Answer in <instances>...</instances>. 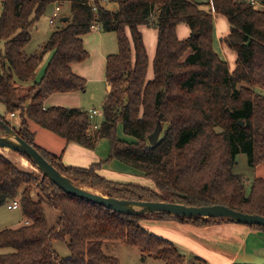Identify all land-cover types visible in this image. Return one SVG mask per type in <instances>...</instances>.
Wrapping results in <instances>:
<instances>
[{
	"label": "trees",
	"instance_id": "16d2710c",
	"mask_svg": "<svg viewBox=\"0 0 264 264\" xmlns=\"http://www.w3.org/2000/svg\"><path fill=\"white\" fill-rule=\"evenodd\" d=\"M66 2L70 18L61 20L63 26L53 30L40 52L27 54L30 30L48 6ZM258 3L261 6L251 0H209L206 9L198 0H0V103L5 107L0 129L3 122L13 127L7 115L17 113L20 125L13 128L23 139L77 186L96 188L109 197L221 204L264 215V179H254L248 192L246 177L234 172L239 153L248 155L252 167L264 161V0ZM214 13L230 24L223 41L237 53L233 71L214 49ZM181 23L191 30L184 39L177 33ZM95 26L115 32L119 44L118 52L107 57L111 89L98 129L81 108L44 106L53 93L86 88L87 80L72 65L88 58L83 36ZM143 26L157 29L152 78ZM47 52L52 56L36 81ZM30 120L90 149L106 138L109 156L89 167L65 165L60 155L35 143ZM158 122L163 131L152 145L149 136ZM118 123L135 142L118 137ZM19 154L38 169L30 157ZM112 160L151 178L156 189L100 175L98 170ZM14 199L20 200L26 223L0 231V247L11 248L0 254V264H122L116 255L105 253L108 240L127 243L164 264H203L200 257L188 260L175 242L143 222L156 217L206 226L223 220L117 212L66 193L41 172L26 171L0 152V206ZM44 205L60 212L52 227ZM249 226L264 230L262 225ZM55 240L66 242L68 257L55 251Z\"/></svg>",
	"mask_w": 264,
	"mask_h": 264
},
{
	"label": "crops",
	"instance_id": "0c3cea01",
	"mask_svg": "<svg viewBox=\"0 0 264 264\" xmlns=\"http://www.w3.org/2000/svg\"><path fill=\"white\" fill-rule=\"evenodd\" d=\"M54 4L56 6V3ZM64 4L65 3L61 4L60 18L54 23L59 20H67L70 18L71 12L69 15L62 13ZM214 22V49L216 46H219V49H215V51L228 62L230 71H233L236 66L237 53L229 48L223 41V38L230 33V24L223 15L216 13H214ZM144 28L142 29L143 35ZM180 29H183L184 36L186 37L179 35ZM154 31L156 34L152 42L155 43L156 40L157 44V30L155 29ZM177 33L179 38L184 39L190 35L191 30L188 25L186 27L185 25H178ZM83 42L85 49L89 52V56L83 62L73 64L72 69L76 74L87 80L86 88L82 91L53 93L45 100V107L57 105L90 111L91 109H98L96 107L101 104L103 106L104 100L111 89V85L106 79V62L110 54L117 53L119 50L117 34L115 32H107L100 28H95L92 32L83 36ZM146 47L148 56L150 57L149 62H151V58L155 57L156 47L152 46L150 48L149 46L148 48L147 44ZM51 56L52 52H50L48 60H50ZM152 71L153 67L150 68L149 66V78L153 76ZM9 117H18L19 127L20 118L18 114H8L7 118L9 119ZM28 123L30 130L35 133V143L53 154L60 155L65 165L89 167L92 164L102 162L109 156V154L106 155L107 149L105 146H102L101 149L100 144H97L94 149H90L75 142H68L63 137L51 130L43 128L32 120ZM239 157L246 169L240 168V171L236 172L235 168L238 164L237 159ZM236 161L237 164L234 166V172L248 176L249 179L247 178L246 180L248 191L254 179H264V161L256 167L248 166L249 168H247L246 165V163H248L246 156L239 154L236 157ZM98 172L100 175L113 181L135 183L151 189H156L154 181L147 183L134 174L114 171L107 168L106 163L102 165ZM24 223H26V219L22 213V220L17 222L14 226L16 227ZM144 226L150 231L175 242L178 249L188 257V260L191 261L194 257H200L204 260L203 264H254L251 263L250 260L256 258V254L264 250V230L241 223L222 220L206 226H199L192 222L163 220L157 219L156 217H149L145 220ZM134 248L138 249L136 247ZM140 255L143 256V261L147 260L148 257L144 256L141 251ZM118 258L120 259V257Z\"/></svg>",
	"mask_w": 264,
	"mask_h": 264
},
{
	"label": "rangeland",
	"instance_id": "374dc122",
	"mask_svg": "<svg viewBox=\"0 0 264 264\" xmlns=\"http://www.w3.org/2000/svg\"><path fill=\"white\" fill-rule=\"evenodd\" d=\"M198 1L201 3L203 8H206V9L209 8V5H208L209 0H198ZM257 1L260 2V0H257ZM54 7H55V4H51L50 6H48L45 14L36 22L34 27L30 30L31 40H30L29 44L27 45V47L25 48V51L27 54H33L36 52H40L42 49V46L48 41L52 31L63 26L60 20L57 21L56 23L50 22ZM70 12L71 11L69 8V3L66 2L62 8V13L69 15ZM180 25H185V27L187 26L185 23H181V24H179V26ZM143 28H144L143 31H144V37H145L144 40H146V44H147L148 48H149V46H150V48L152 46L156 47L155 46L156 40H155V43L152 42L155 38L156 32L154 30L156 28H154L152 26H150V27L143 26L142 29ZM179 35H181L182 37H186V36H184L183 29H180ZM3 46H4V42L0 39V49H3ZM215 49L216 50L219 49V46H216ZM49 55H50V52H47L44 55V58H43L41 64L38 66V68L36 70V74H35V80L36 81H39L41 79V77L43 76L45 69H46V66L49 62V60H48ZM153 59H154V57L151 58L150 68H152ZM14 80H15L16 84L20 83V80L17 78V76L14 77ZM24 84L28 85V84H30V82L24 83ZM96 108H98V110H100V111L103 110L102 104ZM4 111H5L4 106H3V104L0 103V114H3ZM103 119L104 118L101 116L95 117V120L99 123H102ZM8 120L15 129H18V117H15V118L9 117ZM117 135L119 138L126 140L128 142H135L136 141V138L134 136L128 135L124 132L123 125L121 123H118V125H117ZM98 144H100L101 149H102V146L103 147L105 146V148L107 149L106 155H108L109 150H110L109 140L106 138H103L99 141ZM0 152L4 153L6 156H8L20 168H22L26 171H35L37 173H40L39 170L33 165V163L29 162L25 157H23L19 153L12 152L9 149H0ZM239 154L246 156L247 161H248V155L246 153L242 152ZM239 154H237V155H239ZM237 161H238V164H237ZM237 161L235 163V165L237 164V166L235 168L236 172L240 171V168L246 169V168H244V165L241 162L240 157L237 159ZM246 165H247V168L250 167L249 163H246ZM106 166H107V168H110V169L117 171V172H120V173L134 174L147 183L153 182V180L151 178L145 176L144 174H142L137 169H135V168H133V167L121 162V161L113 160L112 162L106 163ZM247 178H248V176H246V180H247ZM140 183H142V182H140ZM84 188L100 193V191L96 188H92V187H84ZM10 202H12V201H10ZM44 210H45V214H46L48 227H52L55 224L58 216L60 215V212L58 210H56L55 208L49 206V205H44ZM21 220H22V212L20 209L10 210V209H8L7 204L0 206V231L2 229H5V228L15 227L14 225ZM144 223H145V221L143 222V224ZM53 245H54L55 251L61 257H68L70 255L69 248L67 247V244L64 240H55L53 242ZM103 248H104L105 253H107L108 255H117L118 257H120L121 262L123 264H164V261L162 259H155L153 257H148L147 260L143 261V256L140 255L139 249H135L134 247L132 248L131 245L124 243V242H121V241H110V240L105 241ZM133 250H137V251H133ZM9 251H11V248H1L0 247V254L7 253ZM263 253H264V250L260 251L258 254H256V258H254L253 260H250V262L254 263V264H264V254ZM197 264H201V263H197Z\"/></svg>",
	"mask_w": 264,
	"mask_h": 264
},
{
	"label": "water",
	"instance_id": "95a60500",
	"mask_svg": "<svg viewBox=\"0 0 264 264\" xmlns=\"http://www.w3.org/2000/svg\"><path fill=\"white\" fill-rule=\"evenodd\" d=\"M240 123L243 124V121ZM2 126L3 129H0V149H9L12 152L27 155L34 161L43 177H48L66 193L127 214L169 213L187 218H216L245 225L264 226V215L244 213L221 204L187 206L170 201L125 200L77 186L70 177L49 162L36 147L23 139L13 127L5 122L2 123ZM162 131L163 126L161 122H158L155 130L149 136L152 145L159 141Z\"/></svg>",
	"mask_w": 264,
	"mask_h": 264
},
{
	"label": "built area",
	"instance_id": "2783aa9c",
	"mask_svg": "<svg viewBox=\"0 0 264 264\" xmlns=\"http://www.w3.org/2000/svg\"><path fill=\"white\" fill-rule=\"evenodd\" d=\"M251 1L253 3H255V4L257 3V5H260L256 0H251ZM94 10H95V8H94ZM60 11H61V4L56 3L55 10H54V12H53V14L51 16V19H50L51 23H54L56 20H58L60 18V16H61ZM95 28H99V27L95 26L94 29ZM88 113H89L90 119L92 121V128L93 129H98L101 124L95 120V117L96 116L103 117V115H104L103 114V110L100 111L98 109H91L90 111H88ZM12 115H14V113H12ZM7 207L9 209L21 208L20 200L19 199H14L12 202H9L7 204Z\"/></svg>",
	"mask_w": 264,
	"mask_h": 264
}]
</instances>
